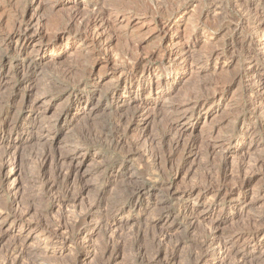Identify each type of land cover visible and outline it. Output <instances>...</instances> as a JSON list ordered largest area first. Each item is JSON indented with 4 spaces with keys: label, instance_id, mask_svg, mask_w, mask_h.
Segmentation results:
<instances>
[{
    "label": "rangeland",
    "instance_id": "374dc122",
    "mask_svg": "<svg viewBox=\"0 0 264 264\" xmlns=\"http://www.w3.org/2000/svg\"><path fill=\"white\" fill-rule=\"evenodd\" d=\"M89 1L0 0V36L30 15L40 20L43 35L50 37L70 24L74 31L85 30L87 21L92 17L96 19V23L87 29L83 44L72 43L63 37L55 42L53 52L30 46L25 50L24 59L18 60L0 45V58L4 62L0 67V126L16 121L25 127L24 131L19 128L10 131L1 139L3 145L0 144V153L6 143L17 146L19 160L17 166L12 167L5 158L0 170V227L3 231L0 234V264L7 258L12 262L17 256L12 242L20 234L17 227L9 226L14 217L11 208L17 203L22 212L25 208L30 211L26 216L29 220L25 218L24 224H34L46 215L53 217L59 213V199L65 200L61 198V190L66 186L72 194H81L78 201L81 203L76 211L79 215L71 216V211L65 207V216L79 221L95 212L94 223L75 245H66L63 254L58 247H50L44 255L43 245L39 243L41 238L31 234L23 255L17 257L14 264H68L75 254L81 260L85 253H88L85 260L82 263L79 260L78 264H195L193 258L198 250L194 247L198 237L202 236L207 246L214 241L215 235L206 232L204 236L200 233L195 236L179 215L180 198L169 193L168 188L179 192L188 189L192 183H204L205 176L216 177L215 174L221 173L217 161L204 157L203 145L223 141L240 124L246 112L242 83H247L248 78L242 75L251 65L239 47L231 50L228 47L235 37L236 25L249 33L251 26L246 23L247 16L228 0H216L217 8L212 14L201 13L206 0H96L99 4L93 9L88 7ZM58 2H64V5L58 7ZM250 2L263 17L264 0ZM75 15L78 18L74 19ZM100 19L106 23L102 24ZM256 36L258 42H264L262 34ZM224 48L227 50L226 63L204 64L208 52H221ZM128 51L142 60H148L149 55L154 54L150 63L153 87L155 77L161 82L165 78L163 68L170 67L171 74L177 71L182 75L179 83H165L166 88H174L172 93L162 97L157 104L151 101L144 121L138 110L127 113L131 126L138 129L124 132V124L117 123L118 116L125 114V108L116 105L115 100L136 99L149 90L146 83L144 92L140 93L135 92L136 89L127 93L121 87L113 97L105 91L106 84L113 82L106 74L105 60L119 61L126 58ZM179 54H185L190 63L197 62L189 67L178 59ZM31 59L38 65L34 64L32 74L21 78L20 67L33 66ZM20 80L23 81L21 84ZM203 92L225 94V98L219 107L194 115L186 137L188 143L195 144L193 149L197 155L191 156L183 141L179 148L173 146L166 118H171L170 105L180 96ZM41 93L43 96L37 97ZM35 99L38 103L32 108L27 101ZM81 108H88L85 115ZM136 139H142L140 143L145 145L139 143L140 149L138 145L132 146ZM148 145L156 160L146 158L141 162L134 149L141 151ZM229 147H233L232 144ZM43 157L44 166L39 170L38 162ZM56 167L61 171L59 176ZM70 167L81 178L76 184L73 176L67 179L63 174ZM13 179L18 189L17 197L12 193ZM42 179L56 181L60 190L53 193L54 196L44 194ZM252 185L247 193L250 209H226L218 204L212 208L213 215L235 217L224 226L226 232L242 225L244 216L254 218L261 212L264 201L261 200L260 205L252 201L260 185L256 181ZM137 191L139 197L133 195ZM206 199L202 204L206 205ZM93 205L96 211L92 210ZM4 218L6 222L2 221ZM14 220L18 222V219ZM113 221L120 224L110 231L108 227ZM50 252L56 254L53 256ZM248 261L245 264H250Z\"/></svg>",
    "mask_w": 264,
    "mask_h": 264
},
{
    "label": "bare ground",
    "instance_id": "6f19581e",
    "mask_svg": "<svg viewBox=\"0 0 264 264\" xmlns=\"http://www.w3.org/2000/svg\"><path fill=\"white\" fill-rule=\"evenodd\" d=\"M228 1L233 6H235V8H237L240 13H243L245 16H247L246 23L251 26V27L249 26L250 27L249 33H247L244 32V30L242 29V27H240V25H236L235 37H233V41L228 47L230 48V50L232 47H237V48L239 47L240 52L245 57L244 59L249 61L248 63L249 65H251L249 66V68H247L248 70L242 75L248 78L247 83H242L243 85L242 94L244 99L243 104L246 112L243 114L240 124L231 133H229V135L223 141L215 142V143L206 142V144L203 142L205 144L203 146L206 154L204 157L207 156L208 159L211 160L213 159L214 161H217L216 163H219L217 165H220L221 173L218 175L215 174L216 177L205 176L206 180H204V183L203 182L200 184L192 183L191 185H189V187H187L188 189L186 190L179 188L181 191L179 190L178 192V189L174 191L171 190V188H168V192L180 198L181 200L179 205L180 210H178L179 215H181V218L184 220V223L187 225V228L191 230L193 233H195V236L197 233H200L204 236L206 232L215 235L214 241L207 246L205 245L202 236L199 235L200 237H198V239L197 237L195 238L197 240L195 242L196 247H194V250L196 249L198 250V252H196L197 250L195 251L196 253L194 252L195 255L193 260L195 264H245V262H247L248 260L251 261L250 264H264V244H263L264 243V221H263L264 205L263 203H262L263 206L261 208V212L258 213L259 215L257 214L258 215L257 217L247 218L246 216H244L246 219L244 221L242 220L243 223L240 222L242 225L237 226L233 230L231 229V231L228 230L229 232H226L224 226H227L226 223L229 220L234 219L235 217L230 216L231 218H229L224 214L218 213L213 215L211 213V211H213L212 208L216 204H218L220 207L225 206L226 209H232L235 207L242 208L243 211L250 209L249 208L250 202H247L248 199L247 193L250 192V189L253 188L252 184L254 181L259 183L260 186L258 187V192H256L257 196H254L255 198H252V201H254L253 202L254 204L261 202V200L262 202L264 201V157H263L264 155V72L261 70V69L264 70V42H258L256 40L257 37L256 35L258 33L262 34V36L264 37V27L262 26L264 22L263 20L264 16L262 17L261 12L258 10L256 6H252L250 0H228ZM260 1L261 0H257V2ZM98 4H99L98 1L91 0L88 3V7H91L93 9V7H97ZM216 4H217L216 0H206V4L204 5L203 9L201 10L200 7L199 10H201V13L208 12L212 14L215 7L217 8ZM63 5L64 2L57 3L58 7H61ZM76 17L77 15L74 16V19ZM100 22L102 24L106 23L102 19H100ZM95 23H96V19L95 17L94 18L92 17L85 24L86 25L84 28L85 30H76V31H74V29L72 30L73 27L71 28V24L69 23L70 25H67L60 31L56 32L53 37H50L43 35L44 33L40 25V20L30 15L29 18L27 19L23 18L21 22H18V25L13 30L7 32L3 36H0V45L5 50H10L12 52V58L16 60H18L19 58L24 59L25 50L27 49V47L30 46L31 48H35L34 46L36 45L37 46L36 49L38 50L39 49L42 51L49 50L53 52V49L56 44L55 42L59 38L61 39L65 37L67 40L71 41L72 43L81 42L83 44L84 41L86 42L85 36H87L86 34L87 29H90V27L93 26ZM72 24L74 23L72 22ZM129 51L126 53H129ZM130 53L126 54L125 56L126 58L120 59L119 61H111L109 59L105 60L106 74L107 76L110 77V80L113 81L110 84H106L105 91L108 92L111 96L116 97L118 89L121 87L123 90H127V93H130L132 89H136L135 92H139V91L144 92L143 87L146 83H148L149 90L148 92H144L146 95L141 94V96L136 99L117 98L115 100L116 105H121L122 107L125 108L124 111L125 114H120L118 116L119 121L117 123V125H119V123H122V125L124 124L123 125L124 132H127L132 128L138 129L137 126L134 127L131 126L128 118L126 117L128 116L126 115L127 113L133 110H138V112L142 117V121H144L147 117V110L149 107L148 106L149 103L154 100L156 102L155 104H157L162 97L168 96L172 93L174 88L173 87L166 88L165 83L167 81H176V83H179L181 81V75H182V72H177V71L175 72L174 75L171 74L170 67L163 68L162 72L165 73V78L161 82L158 77H155L157 78V80L155 82V87H153L152 68L150 63L153 60L154 54L149 55L148 60H142L141 58H139L140 56L139 57L133 56L130 55ZM226 54H227V50L225 48L221 50V52L212 50L208 52L207 56L205 57L204 64L207 65L209 62L212 61H214V63H218V62L226 63L227 61ZM185 56H186L185 54L184 55L179 54L178 59H180V61H182L183 63L187 64V66L191 67L194 61L192 63L188 62ZM31 62L33 63L34 67L30 64L20 67L19 72L22 74L21 78L25 77L27 74H32L34 72L35 70L34 64H37L38 62L36 61L34 62L32 59L30 60V63ZM195 62L193 64H195ZM3 63L4 62L1 57L0 67L3 66ZM172 63H175V60H173ZM168 70L169 72H167ZM0 77H1V73H0ZM21 82L23 81L20 80V84ZM234 82L235 80L232 81V83ZM20 84H18V86ZM198 93H187L180 96L179 99H177L175 102L171 103L170 105L169 109H170L171 118L165 117L167 119L166 126H167L168 135L172 136L173 146L177 148L179 145H181V142L183 141L182 143H184V146H186V150H188L187 153L191 156L197 155V152L194 151L193 149L195 148V144L188 143L186 137L189 136L188 135L189 124L192 121L194 115L202 111H211L213 108L219 107L220 103L225 98L224 97L225 94H218V93L204 94V92L203 94H201L202 92L200 94ZM41 95L43 96V93L36 96L40 97ZM120 95L118 97H120ZM37 100L38 99L30 100V101L28 100L27 103H29V105L33 108L34 105L38 103ZM80 110L81 113L85 115L88 108H83V109L81 108ZM16 128H19L21 131H24L25 129V127L22 124H19V122L16 121L11 123L6 122L3 125H1L0 144L2 143L3 145L1 139L4 138L10 131ZM46 137H48V135ZM136 140H135L136 142L132 143V146L133 145L137 146L142 139H136ZM143 143L144 142L140 144ZM231 144L233 147H229V145ZM143 145H145V143ZM149 145L148 147L144 146L143 150L141 151L138 149H134L135 155L137 156V158L139 157L141 162L145 161L146 158L152 159L153 161L156 160V155H154L155 153L152 151ZM16 149L17 146L13 144L6 143L4 145L3 151L0 153V170L4 167L3 160L5 158L9 159L12 167L17 166L19 160L16 153ZM42 159L38 162L39 170L44 166V162H45L44 157ZM208 159L205 160L207 161ZM62 160L63 158H60V161ZM166 161L169 162V159L166 158ZM59 170L60 169L56 167L55 172H58V176L61 174V171ZM65 171L66 173H63L65 174V177L69 179L70 177L73 176V180L75 184L76 182H79L81 180L80 176L77 173H75V171L71 167L66 169ZM213 174L214 173H212L211 175ZM14 179L13 181L11 180L13 182V184H11V188L14 196L17 197L18 189L14 186V182H15ZM55 182L56 181L50 179H42L41 183L43 185L44 194L53 195V193H57L56 191L58 189L56 187L57 184ZM197 182L200 181L197 180ZM61 191H62L61 192L62 197L61 196L60 197L64 198L65 200L59 199L58 201L59 213L57 215H54L53 217L47 215L46 217L42 216L40 219L35 220V222H33L34 224L23 223L24 222L23 220L27 218L26 216L29 215L30 213L29 210L26 211L25 208L24 209L25 212H22L19 207V204L17 205V203L16 206H14L15 208H11L14 217L13 220L10 221L9 226L17 227L19 232L18 234H20V236L13 238L14 241L12 242L13 251L17 252V256L15 257L13 255L14 259L12 258L13 259L12 262H10L11 260L9 261L7 258L6 260H4L5 263L3 264H14L16 258L21 257L23 255L25 251L26 243L28 242V238L29 236H31V234H33V236L34 234H36L35 237L39 239L41 238L39 240L40 241L39 243H42L43 245L42 251H44V255L50 251L49 250L50 247H58L60 254H63L65 252V246L71 245L72 243L73 244L76 243L79 237L83 235L84 232L90 227V224L94 223L95 212H91L86 217L79 219V221L72 220V218L69 219L67 214L65 216V212H64L65 207L71 211V212L68 211L69 213H71V216H74L75 214L79 215L78 212L76 211L78 208V203H81L78 202L80 201L79 196L81 194L80 193L72 194V191H70L68 186H66V188L62 189ZM139 193L140 192L137 191L134 192L133 195H138L139 197ZM205 198H207L206 200L208 201L206 205L203 202L204 204L203 205L202 201ZM91 208L92 210L95 211L97 210L94 209V205ZM74 218L75 217H73V219ZM14 219H18V222ZM5 220L7 219L6 218L2 219L3 222H6ZM118 224H120L119 221H115V222L113 221L108 227L109 230L113 231ZM2 233L3 231L0 227V234ZM54 254L56 253L52 252L50 255L54 256ZM87 255L88 253H85L83 255V258H81L80 260V257L75 254L74 256L71 257V260L69 261L68 264H78L79 260H80L79 263H82Z\"/></svg>",
    "mask_w": 264,
    "mask_h": 264
}]
</instances>
